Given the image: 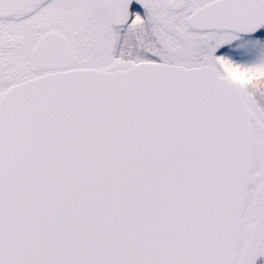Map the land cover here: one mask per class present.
<instances>
[{
  "label": "snow or ice",
  "instance_id": "snow-or-ice-1",
  "mask_svg": "<svg viewBox=\"0 0 264 264\" xmlns=\"http://www.w3.org/2000/svg\"><path fill=\"white\" fill-rule=\"evenodd\" d=\"M0 264H264V0H0Z\"/></svg>",
  "mask_w": 264,
  "mask_h": 264
}]
</instances>
